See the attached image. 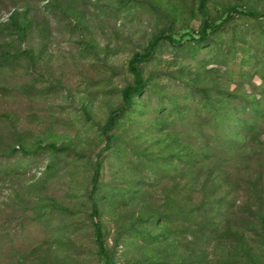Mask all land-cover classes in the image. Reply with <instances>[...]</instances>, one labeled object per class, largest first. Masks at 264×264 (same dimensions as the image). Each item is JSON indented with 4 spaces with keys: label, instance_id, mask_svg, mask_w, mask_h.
I'll use <instances>...</instances> for the list:
<instances>
[{
    "label": "rangeland",
    "instance_id": "374dc122",
    "mask_svg": "<svg viewBox=\"0 0 264 264\" xmlns=\"http://www.w3.org/2000/svg\"><path fill=\"white\" fill-rule=\"evenodd\" d=\"M199 3L0 0V264H103L92 202L113 264H186L190 224H201L186 215L187 189L201 206L199 180L243 212L222 208L214 223L264 234V0H206L204 14ZM232 7L259 17L227 16ZM204 19L221 23L207 41L159 40L138 66L145 88L107 149L133 55Z\"/></svg>",
    "mask_w": 264,
    "mask_h": 264
},
{
    "label": "trees",
    "instance_id": "16d2710c",
    "mask_svg": "<svg viewBox=\"0 0 264 264\" xmlns=\"http://www.w3.org/2000/svg\"><path fill=\"white\" fill-rule=\"evenodd\" d=\"M205 3L206 0H200L199 12L201 14H204L203 9ZM232 13L244 16L259 17L258 13L245 10L242 7H232L225 12L227 16ZM220 24L221 23L210 22L207 19H204L199 32L195 33L192 31H187L181 37H179L178 40L172 36L165 37L164 35L159 34L148 44V47L144 53L133 55L128 63V71L132 74L134 80L133 85L126 87L122 91L121 100L123 107L111 113L103 128L107 149L110 147L112 142V136H110L108 132L110 133L114 128L117 117L131 107L132 99L140 95V93L145 88L138 66L151 58L153 54V48L158 43V41L165 39L171 44H176L182 43V41L185 39L192 42L193 44L198 45L207 41L209 36L220 27ZM193 147L194 146L191 144H189V147H187V151H189L191 154L193 152ZM207 150L212 152L210 148ZM205 160H208V158L205 157ZM215 168L217 169V167H213L214 171H216ZM100 171L101 163L96 162L94 166V173L91 179V200L92 195H94L98 187ZM192 181H195V179H192ZM199 183L201 187V193H203L201 206L196 208L195 205L197 202H194L192 198L195 195L196 188L194 186L192 187L191 184H188L190 190L187 189L186 215L189 218L193 217L194 219H200L201 224L199 225H201V228L196 223L190 224V227H193V229L187 234V236L191 238V241L187 242L185 249L187 256L186 264H254L253 250L256 243L255 239L261 238L264 241V234L255 235V238L251 239V230L246 229L243 225L236 224L234 225L236 226L234 231L231 232L230 228L227 231H224L222 229L223 226L221 220L218 223H214L210 216L214 213H219L220 209L222 208H224L225 211H231L234 209L230 215L233 216L234 220L238 218V216L240 217L243 215L241 208L238 206L231 207L227 204L226 199L219 194V185H215L214 188L209 189L211 181L209 182L206 180V182H201L199 180ZM245 183L250 186L248 180H245ZM233 186L236 188L239 187L237 185ZM91 216L93 218V236L97 246V253L102 259L103 264H113L112 257L105 248L102 226L98 221V210L94 202L91 204ZM256 221L259 226V230L264 233V218L260 217Z\"/></svg>",
    "mask_w": 264,
    "mask_h": 264
}]
</instances>
